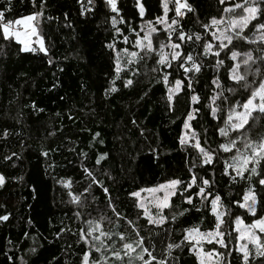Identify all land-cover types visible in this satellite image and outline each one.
Instances as JSON below:
<instances>
[{"label": "trees", "instance_id": "1", "mask_svg": "<svg viewBox=\"0 0 264 264\" xmlns=\"http://www.w3.org/2000/svg\"><path fill=\"white\" fill-rule=\"evenodd\" d=\"M188 3L194 11L186 9L179 17L169 0L164 17L161 0H117V12L105 0L91 4L83 0L84 8L90 9L83 15L80 0H0L4 23L40 13L36 23L47 45L46 52L20 51L19 42L5 40L0 32V176L4 178L0 217L7 216L0 220V264H200L185 231L216 229L211 206L216 195L224 212L225 246L209 243L205 248L219 252L223 264H243L235 221L240 217L251 224L264 217V186L255 175L249 178L248 171L243 178L232 168L225 174V165L233 163L237 149L250 150L244 147V130L229 127L223 136L219 128H225L232 106L242 104L264 79V33L254 27L264 23V4L257 0L262 9L257 20L250 21L239 36L232 34V42L220 49L211 19L223 17L221 22L227 26L237 13L224 9L244 0ZM157 17L163 22H157ZM149 22L156 29L151 35L153 52L136 46L137 36L143 37ZM181 30L193 39L181 42ZM195 34L200 35L199 41ZM170 43H180L176 50L182 54L191 53L200 71L186 74L179 67L183 61H171ZM205 44L211 45L207 55ZM123 49L137 55L129 56ZM161 51L168 54L171 67L158 64ZM231 51L239 53L236 59L251 54L250 67L243 64L246 81L231 78L235 73L230 69L237 63ZM128 80L132 83L125 86ZM176 80L182 81L179 90ZM192 95L197 102H192ZM212 107L217 108L215 116ZM193 109L199 111L185 129L184 120ZM251 122L245 136L259 143L264 139V113H256ZM189 132L192 138L181 144ZM233 139L236 145L231 151L219 147ZM197 143L211 153V164L204 163ZM262 166L264 160L258 172ZM193 177L197 181L188 188ZM172 179L182 184L166 211L167 220L161 225L148 223L133 193ZM202 179L209 180L204 186L207 199L196 194ZM250 187L257 197L255 215L236 203L243 202ZM75 194H82L86 202L75 203ZM189 195L191 203L184 199ZM101 216L105 217L102 230L108 235L89 245L83 237L89 229L86 222H99ZM124 240L139 245L134 254L119 248ZM169 244L178 247L169 249ZM249 260L264 264V257L255 252Z\"/></svg>", "mask_w": 264, "mask_h": 264}, {"label": "snow or ice", "instance_id": "2", "mask_svg": "<svg viewBox=\"0 0 264 264\" xmlns=\"http://www.w3.org/2000/svg\"><path fill=\"white\" fill-rule=\"evenodd\" d=\"M81 2V14H84V11L89 10L90 9H85L83 6V0H80ZM88 4L92 3V0H87ZM172 3L175 4V14L176 16H183L184 12L181 11L182 9H187V11L192 12L194 11L193 7L188 3V0H171ZM105 3L111 8L112 12H117L118 8H117V0H105ZM220 3H224V0H220ZM169 0H161V5L163 8V12H164V17H167V13L169 11ZM259 4H264V0H259ZM259 4H257V0H252V6H249L248 0H244L243 4H236L233 6V8H225L224 11L225 12H229L232 11L234 8H242L243 13H245L246 15H241L239 17V20H232L230 27H239L240 31L242 32L243 29L247 26V24L252 21V20H257V16L258 14L261 13L262 9L259 7ZM144 13V9L143 6H140V14L143 15ZM40 15V13H36L34 15L28 16L26 18L23 19H17L15 21H8L7 23L3 22L4 19V14L3 12H0V32H2L3 38L5 40L14 37L20 44H23L24 47L20 49V51H35L36 49H32L29 48L28 43H27V37L29 35H35L36 34V29L34 27H32L29 22L32 21L35 16ZM162 17H157V22H163ZM223 20V17H221V20H217L215 17H213L211 19V25H217L219 23H221V21ZM15 23L16 25H24L26 28H31V32L29 33L28 31L25 32H21L19 30H15L12 28V24ZM112 23L113 25H115L116 23V18L113 17L112 19ZM177 21L175 19L172 20V24H176ZM150 27L148 28V30L144 33L143 37L137 36L136 38V46L137 47H141V48H146L147 52H153V46H152V40H151V33L155 32L156 29L154 26H151V22H149ZM171 26H169L170 28ZM204 28H208L209 25L205 24L203 25ZM254 27L256 29H264V23H260L257 22ZM117 32H119V29H117ZM237 36L240 35V33H236ZM214 38L221 40V43L218 45V48L223 49L226 48L227 45L223 43V40H228L229 43L232 42L233 40V36L231 35H227L225 32H221L220 36H215V34H213ZM169 39H171V37H169ZM193 36L191 35H186L183 30L180 31L179 33V40L181 42L185 41V40H192ZM201 39L199 34H195V40L199 41ZM246 39V38H245ZM261 39L264 40V35L261 36ZM125 42L127 43L128 38L125 37L124 38ZM142 41H147V44H143ZM110 48L113 47V45H108ZM168 47H171L173 49L172 53H171V61H183L182 63H179V67L184 69V72L186 74H190L192 72H199L201 66L195 61L194 57L191 55V53H181L180 51H177L176 49H179L181 47L180 43H175V44H169L167 45ZM161 49H163L165 47V45L161 44ZM211 50V45L210 44H205L204 45V54L207 55L209 53V51ZM39 51L41 52H45V48L43 46V43H40V47H39ZM122 51H124L125 53H127V49H123ZM129 56H136L137 54L135 52L132 53H127ZM214 55L219 56L220 53L219 51H216L214 53ZM239 55V53H237L236 51H231V59L235 60L236 57ZM247 56V59H244L242 61V63L246 66H249V61L252 60V56L250 53H246L245 54ZM168 54L167 53H163L161 51L160 53V59L158 60V64L164 66V67H171V61L167 59ZM264 59V58H262ZM132 61L129 60V63H131ZM218 63H223V61L218 60ZM185 64H190L191 67H185ZM239 67V65H233V67L230 69V72L232 73H236V69ZM250 67V66H249ZM117 70L119 71V65ZM259 71V70H257ZM232 79L236 80L237 82L239 81H246L247 80V70H246V74L245 75H240V74H233L231 76ZM163 80L165 81V83H167L168 81V75L165 74L163 77ZM132 83L131 80H128L125 84V86H128ZM182 81L181 80H176L175 81V86H176V90H179V87L181 85ZM213 83H215V81H213ZM247 86V85H245ZM188 87H191V84H188ZM116 89L113 88L112 91H115ZM172 90L170 89V92ZM169 101L172 100V96L169 95L168 97ZM216 98L213 97V100H215ZM191 100L192 102H197L198 101V97L196 95H192L191 96ZM237 107H242L244 111L242 112H237L236 108ZM199 111V109H193L192 111H189L187 113V117L184 120V124L183 127L185 129H189L190 125H189V121L194 119V112ZM258 111L259 113H264V79H262L259 83V87L255 90L252 91L251 95L248 96L246 98V100L242 103V104H236L233 105L232 108L230 109V113L227 117V120L225 121V128H219V131L221 133V135L223 136H227L228 132H227V128H231L233 130L239 131V129H242L244 127L245 124L248 123V119L249 117L252 115L253 112ZM217 112V108L216 107H212L211 108V113L213 116H215ZM235 117V119H234ZM4 135H7V132L5 131ZM237 139H239V137H237ZM244 147L245 149H250V152H245V153H241L239 149H237V154L236 156L233 157V163L231 165L226 164L225 165V174H228V168H232L234 171L237 172V175H240L243 178V174L245 171L249 172V178H251L252 175H255L257 178V182L259 185L264 186V166L261 167V171H257V166L260 165L261 160H264V140H261L259 142V144H257L254 141H251L250 139H248L246 136L244 138ZM181 144L185 143V140L182 138L181 139ZM236 145V140H230L228 144H221L219 145L220 148H223L224 151H231L232 148H234ZM197 148L200 149V152L204 155L205 159H204V163L205 164H211L212 163V155L210 152L205 151L203 148L200 147L199 143H197L196 145ZM46 155V153H45ZM99 159L97 160V163H99ZM251 164L252 167L249 169L248 165ZM89 176H91V173L89 172ZM3 177L0 176V184L3 183ZM197 178L193 177L192 183H189L187 185L188 188L192 187L193 183H196ZM182 184V181L180 180H170L167 182V184H162L159 185L158 189H149V191H158V190H164V189H168V191H165V194L162 198V201L160 203V207L161 208H166L169 207V195L171 194H175L174 191H172L173 189H175V187L177 185ZM206 185H209V180L208 179H202L200 181V185H199V192H197V195H200L202 199H207V196L204 195L205 193V187ZM85 191H87V189H85ZM105 192H107V189H104ZM133 195H139V193H133ZM78 197H75L74 200H78ZM184 199H186V201L188 203L192 202V197L191 195H189L188 197H185ZM243 202L240 201H236V203L238 204V206L240 208H246V210L248 211V213L255 215L256 214V204H257V197H256V193L254 191V189L252 187H250L244 194L243 196ZM220 200V196L216 195L212 200H211V206H212V211L214 214H216V218H217V229H219V225L220 223H222V221L220 220V214L217 213V202ZM115 210V209H113ZM179 215H183V212H179ZM7 216H3L0 217V220H6ZM166 217H160L159 219H148V223L150 224H163L165 222ZM172 219H175V216L172 217ZM86 223L89 224V229L87 232V235H92V232L97 230L99 225H96L95 227H93V222L92 221H87ZM236 223L237 225L243 223L240 219V217L236 218ZM252 229H259L260 233H264V217H260L258 219L253 220V223L251 225H249L247 228H245L243 230V232L241 233L242 237L246 238L249 242H251L253 244V246L256 248L257 252L256 255L259 257H264V242L261 241V237L257 235V233L255 231H252ZM239 230V229H238ZM188 231L190 234L191 233H196L197 236L201 237L202 239L207 240L208 243H212L213 240H216L217 237H223L224 233L221 231H209L207 233H200L198 229H190V230H186ZM103 235V233H101ZM83 235V233H82ZM95 239H99V237H94ZM121 239L123 240V236H121ZM185 239H195L194 236H186ZM140 244L143 243V241H139ZM197 243H199V241H197ZM217 243H220L222 247H224V241L223 239H219L217 240ZM195 246V245H194ZM173 247H178V245H173V244H169L168 248L171 249ZM123 248L124 249H131L132 245L129 243H124L123 244ZM241 250L243 251V264H251L250 260H249V250L247 248V245H242L241 246ZM97 251H99V249H97ZM143 251H147V249H143ZM115 255L119 256V253H115ZM205 255H210L209 253H206ZM149 256L152 260H155V257L151 256V253H149ZM140 259H142L143 257H138ZM145 264H147V262H145ZM158 264H164V261H159ZM201 264H203V261L201 262Z\"/></svg>", "mask_w": 264, "mask_h": 264}, {"label": "rangeland", "instance_id": "3", "mask_svg": "<svg viewBox=\"0 0 264 264\" xmlns=\"http://www.w3.org/2000/svg\"><path fill=\"white\" fill-rule=\"evenodd\" d=\"M239 4H241V3H239ZM140 6H141V3H139V8H140ZM249 6H252V0H250ZM181 11H183L184 14H185L186 9H182ZM234 11H235V13H237V15L231 16V18L229 19V22L226 23L227 26H224L223 22H221V23L216 25L215 33H217L216 34L217 37L220 36L221 32H225L227 35H231V36H232V34H236L238 32L241 33L239 27L233 28V27H230V24H231L232 20H234V19L239 20V17L241 15H246V14L243 13L242 8H240V9L234 8ZM31 15H34V14L24 15V16L18 17L17 19H23V18H26V17L31 16ZM183 16H179V17H183ZM17 19H15V20H17ZM36 21H37V16H35V18L32 21L29 22V24L36 29V34L35 35H29L27 37L28 46H29V48L36 49L35 51H39L40 43L42 42L45 50L47 51L46 41H45L43 35L38 30ZM12 28L15 29V30L21 31L22 33L25 32V31H28L29 33L31 32V28H26L24 25H16L15 23L12 24ZM261 31H262V33H264V30L261 29ZM151 35H152V33H151ZM11 38L16 40L14 37H11ZM217 40L221 43V40H219V39H217ZM142 43L143 44H147V41H142ZM223 43H228V40H226V39L223 40ZM21 45H22V48H23L24 45L23 44H21ZM236 60H237L236 65L238 64L239 67L236 69V73L235 74L244 75L245 69H244L243 63H242L243 58H241V59L238 58ZM236 111L237 112H242L244 110H243L242 107H237ZM256 113H258V111L253 112L252 115L248 119V123L245 124L242 129H239V130H244V132H242L244 137H245V134H246L247 125L252 123L251 119H253L255 117ZM234 119H235V117H234ZM191 136L192 135H191L190 132L189 133H184L183 139L185 141H189L192 138ZM257 144H259V143H257ZM172 180H177V179H172ZM167 182L168 181L163 182V183H159V184L151 186V187L144 188L141 191L137 192V193H139V195H135L134 196L135 197V201L137 203V206L143 211V213H144V215H145V217L147 219L151 218V219L155 220V219H159L160 217H166L165 221L167 220L168 212H166V211H167V209H169L172 206V199L177 193L178 185L175 187V189L172 190V191H174L175 194L169 195V201H168L169 202V207H166V208H161L159 205H160V203L162 201V198H163V196L165 194V191H168V189L158 190V191H149V189H158L159 185L167 184ZM67 185L70 186V183L67 182ZM75 197H78L79 199L78 200H74ZM72 198H73V201L75 203H83L84 204L86 202V201L83 200L84 198H83L82 194H80V195H76L75 194V195L72 196ZM169 211H170L169 212L170 214L175 213V212H173V210H169ZM217 213L220 214V220L222 221L224 212H223L222 206H221L219 201L217 202ZM89 214H90V212H89ZM215 216H216V214H215ZM104 220H105V217L101 216V218L98 220L99 222L94 221L93 227H95L96 225H99L98 229L93 231L92 235H87L85 233V235L83 236L84 239L87 241V243L89 245L92 244V240L93 239L95 241H98L101 238H103V237L108 235L107 233L103 232V230H102V227H103L102 224H103ZM241 221L243 223H241L239 225H237V223L235 221V230L237 232V246L236 247L243 254V251L241 250V246L246 244L247 248L249 250V255L252 252L256 253L257 250L253 246V244L251 242H249L246 238L242 237V235H241L243 230L245 228H247L249 225H251L253 222L251 224H246L242 219H241ZM155 225H157V224H155ZM159 225H161V224H159ZM190 229H193V228H190ZM190 229H188V230H190ZM195 229H198V228H195ZM216 230L222 232L221 223L219 225V229H217V227H216V229L213 230V231H216ZM252 231H255L257 233V235L261 237V241L264 242V233H260L259 229H252ZM199 232L200 233H207V232H203L201 230H199ZM101 233H103V235ZM189 235L194 236L195 239H190V240L189 239H185V240L192 243V245H193L192 246V251L197 255L200 264H201L202 261H203V264H223V257H222L221 254H219V252L214 251V250L213 251L207 250L205 248L206 245L209 244L207 242V240L202 239L201 237L197 236L196 233H191L190 234L188 231H185V237L189 236ZM94 237H99V239H95ZM219 239H223V237L222 238L221 237H217L216 240L212 241V243H217V240H219ZM197 241H199V243H197ZM124 243H129V244L132 245L131 249H126L131 254H134L136 252L138 246H139L137 243H134L131 240H129V241L128 240H124L122 243H120V247L119 248L121 250L124 249L123 248V244ZM141 245H143V244H141ZM118 253H119V256H120L121 253L120 252H118ZM206 253H209L210 255H205ZM152 256L155 257L154 255H152ZM106 257L109 258L108 256H106Z\"/></svg>", "mask_w": 264, "mask_h": 264}]
</instances>
